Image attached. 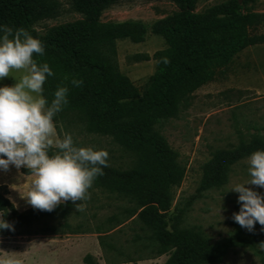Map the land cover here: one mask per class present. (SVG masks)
<instances>
[{"label": "rangeland", "instance_id": "374dc122", "mask_svg": "<svg viewBox=\"0 0 264 264\" xmlns=\"http://www.w3.org/2000/svg\"><path fill=\"white\" fill-rule=\"evenodd\" d=\"M59 12L39 20L32 30L46 36L51 27L79 20H141L146 25L174 13L199 14L227 0H118L97 12L78 11L70 0H57ZM243 11L264 12V0L241 1ZM164 39L147 31L140 42L117 39L115 57L120 71L141 91L155 68L154 53L165 48ZM22 70L11 69L0 84L11 85ZM58 136L70 133L77 146L105 149L108 163L125 166L132 153L111 134L92 131L75 113L53 117ZM177 152L184 167L180 182L170 189L169 206L163 212L167 228L197 227L208 242L230 238L222 261L214 264H259L255 249L264 241L261 225L249 232L231 219L239 210L238 193L228 190L248 179L246 157L234 164L226 181L202 188L205 164L218 149L242 142H264V43L248 45L220 68L214 78L194 90L172 116L154 125ZM57 151L50 148L49 154ZM31 176L28 170L9 166L0 171V192L17 212L33 208L24 198ZM257 192L264 189L245 185ZM141 208L127 197L98 190L87 191L68 209L51 215L20 217L12 230L0 233V262L17 259L20 264H163L167 253H156V241L139 220ZM1 217V213H0ZM244 243H251L254 248Z\"/></svg>", "mask_w": 264, "mask_h": 264}, {"label": "trees", "instance_id": "16d2710c", "mask_svg": "<svg viewBox=\"0 0 264 264\" xmlns=\"http://www.w3.org/2000/svg\"><path fill=\"white\" fill-rule=\"evenodd\" d=\"M117 1L70 0L74 9L87 12L100 11ZM58 12L57 0H0V24L14 30L24 28L43 44L44 54L33 56L38 64L48 63L53 73L42 85L46 100L51 101L58 86H67L68 102L58 113L77 114L88 129L111 134L133 155L123 167L112 166L107 160L103 174L94 178L87 191L134 201L141 208L140 222L157 243L156 253H167L163 264L221 262L233 245L230 238L210 243L197 227L167 228L162 211L168 208L170 189L182 179L184 167L154 125L160 118L174 115L194 90L212 80L241 49L264 43V12L243 11L240 0H227L203 13H174L149 26L135 19L79 20L53 26L46 36L32 30L34 23ZM149 30L160 35L166 46L154 53V71L139 91L120 71L115 43L122 38L140 42ZM162 58H167V63ZM73 78L82 83L73 86ZM257 149H264V142L253 140L214 151L204 166L201 187L222 185L232 164ZM5 194L0 192V213L11 224L20 217L66 211L75 203L68 200L52 211L30 208L19 213ZM261 238L264 240V236ZM244 244L254 248L251 243ZM255 252L259 264H264V250Z\"/></svg>", "mask_w": 264, "mask_h": 264}, {"label": "clouds", "instance_id": "9594fccd", "mask_svg": "<svg viewBox=\"0 0 264 264\" xmlns=\"http://www.w3.org/2000/svg\"><path fill=\"white\" fill-rule=\"evenodd\" d=\"M33 54L42 56V42L24 28L15 30L0 24V80L10 76V70H22L11 85L0 84V171L9 166L28 170L31 176L24 198L34 209L52 211L63 201L87 198V189L97 175L107 167L105 149L77 146L70 133L58 136L53 117L67 104V86H58L50 102L42 95L46 76L53 75L48 63H37ZM167 63V58H162ZM67 79V77H65ZM70 83L79 86L82 80ZM57 151L49 154L50 148ZM248 179L231 188L238 193L239 210L231 219L249 232L254 224L264 231V149L251 152L247 158ZM12 230L13 225L0 217V229ZM264 250V241L259 244ZM0 264H20L8 259Z\"/></svg>", "mask_w": 264, "mask_h": 264}]
</instances>
